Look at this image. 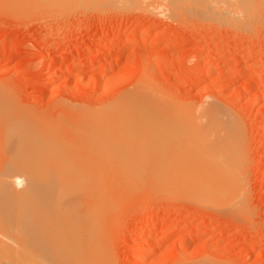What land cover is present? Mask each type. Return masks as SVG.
I'll use <instances>...</instances> for the list:
<instances>
[{
    "label": "rangeland",
    "instance_id": "374dc122",
    "mask_svg": "<svg viewBox=\"0 0 264 264\" xmlns=\"http://www.w3.org/2000/svg\"><path fill=\"white\" fill-rule=\"evenodd\" d=\"M11 1L0 0V102L20 118L29 116L23 119L27 125L18 120L25 128L36 127L34 134L26 135L16 127L17 120L3 121L0 155L9 154V160L0 156V167H13L20 176L19 169L29 166H56L58 173L66 169L69 183L65 177L55 180L65 182L68 195L75 193L69 199L89 201L88 206L74 201L82 214L83 208L90 213L89 204L98 198V206L91 204L94 212L89 214L94 220L81 215L86 229L92 224L95 229L90 233L93 252H89L94 263L89 257L86 262L264 264V4L241 17L228 14V19L221 12L226 0L208 6L210 0H181L174 13L164 4L167 0H71L72 4L67 1L57 7L36 0V6L27 0ZM160 36L167 38L158 40ZM109 41L113 46H105ZM138 90L150 91V97L154 93V100L162 99L160 104L169 103L166 107L176 112L178 108V115L186 108L199 116L212 105L230 115L228 121L212 125L206 118L196 121L206 123L205 139L226 143L228 153L235 156L230 166L237 188L228 191L233 193L230 197L224 198L226 193L214 197L217 200L203 199L193 190L191 195L167 173L180 168L175 165H185L175 150L190 132L188 137L146 132L131 141L117 139L122 143L114 147L115 136L87 134V127L95 126L89 112L105 114L119 104L123 108L124 100ZM80 110H90L92 123L85 118L79 124L77 119L87 116L85 111L77 116ZM174 120L177 128L186 127L184 119L183 123ZM26 179L12 182L16 190L24 186L11 197L26 198ZM4 182L0 180V189ZM102 183H108L110 193ZM48 218L47 225L53 226ZM5 250L11 261L41 264L45 260L39 253L24 260L14 250V256L11 249Z\"/></svg>",
    "mask_w": 264,
    "mask_h": 264
},
{
    "label": "bare ground",
    "instance_id": "6f19581e",
    "mask_svg": "<svg viewBox=\"0 0 264 264\" xmlns=\"http://www.w3.org/2000/svg\"><path fill=\"white\" fill-rule=\"evenodd\" d=\"M12 1H14V0H12ZM27 1L32 2L33 6L37 5L36 3L33 4L34 0H27ZM27 1H26V3H27ZM67 1L71 2V0H36L35 2H38V4L43 2L45 5H48V6L50 5L51 7H53V5H56L55 7H57V5L66 4ZM75 1L76 0H74L73 2H75ZM132 1L135 2V0H132ZM132 1L130 0V2H132ZM139 1H141V0H139ZM139 1H136V2H139ZM155 1L159 2V0H155ZM163 1H165V0H163ZM179 1H181V0H167L165 2H168L169 4L164 3L162 1L160 3L167 4V7H169V9L170 8L172 9V10H169L167 8V10H169V12L173 11V13H174L175 7L176 6H177L176 8L179 7L178 6ZM187 1H192V0H187ZM30 2H28L29 5H30ZM73 2L68 3V4H72ZM209 3L210 4L217 3V0H214V2H213V0H210V1H208V4H205V6L210 5ZM222 3L223 4L225 3V6L222 5L224 7L223 8L220 7L221 12H225L226 16L228 14H229L228 16H230V14H232V13L238 14V16H240V15H242V13H245L246 11L248 12L250 10V12H251V10H253L257 6H259V7H257L256 9L260 8L264 4V0H226L225 2H222ZM222 3H220V5H216V7L218 8L219 6H221ZM21 4H18V5H21ZM42 6H39V7H42ZM160 6L162 7V5H160ZM45 7H47V6H45ZM60 7L62 8V6H60ZM198 7H201V6L198 5ZM198 9H200V8H198ZM176 10H178V9H176ZM262 10H263V8H262ZM171 15H173L172 12H171ZM233 16H234V18H235V16L238 17L237 15H233ZM245 16H247V15H245ZM247 18H248V16H247ZM228 19H230V18L228 17ZM242 20L243 19H241V21ZM236 21H238V19ZM239 21H240V19H239ZM242 23L243 22H241V24ZM248 23H249V21H248ZM240 27H243V26H240ZM164 38L166 39L167 37L166 36L165 37L160 36L157 39L162 40ZM119 43H121V42H119ZM155 43H156V41H155ZM105 46H107V47L113 46V42L106 43ZM81 76H82V73H81ZM150 93L151 92L150 91L148 92L147 90H145V91L144 90L143 91L138 90L135 94L133 93L134 95L130 94L132 96H130V97L128 96L129 98H127V100H124V102H123L124 104L122 105V106H124L123 108H121V104H119L120 107L118 106V108H117L115 106L116 109H114L115 108L114 107L111 110H109L108 113H105V114L98 115L99 113H95L94 110L93 111L95 114L92 111L89 112L90 110L89 111L87 110L89 113L92 114L91 119L93 120V123L91 122L92 120L89 118L90 114L87 115L88 112L85 110L84 111L86 112V115L88 117L85 116V114H83V116H85V117L82 116L84 118V120L81 117H80V119H77V120H78L79 124L85 123L87 120H89L93 125H95V126H91L90 122L89 121H88L89 123L87 122V125L90 124L87 127L88 130H86L87 134H94L95 132H97L98 134L99 133L102 134L99 136H110V137L113 136L112 139L114 138V136H115V138L117 137L116 139L112 140L113 142H114V140L116 141V143L114 142L112 144V147H114V145L116 146L117 144H119L117 139H119V141L120 140L122 141V140H124V138H126V139H129L131 141V139L132 140L136 139L137 136H142L143 133H146V132H148L149 135L151 133L157 134L160 132V130L162 132H166V133L169 132L170 134L174 133V134L184 135L183 133H186L185 135H187V137H188V134L190 132L191 135L189 134V137H188L189 139L186 137L188 140H185V141L179 143L178 148L175 150L176 157L178 158V160L183 159V162L185 163V165H183V166H181V164H179L180 166L175 165L176 167H180V168H173V170H170L168 172L166 171V172L167 173L171 172L172 173L171 176L173 178L177 179L178 183L184 184L183 187L184 188L186 187L185 189H187V188H188L187 190L190 189L189 190L190 192L193 190V195L196 192H199L196 194H200V195H197V196H200V198L208 199L210 197L209 199L217 200L214 197L219 198L220 196H222L224 194L226 195V193H227V195L224 198L230 197L229 195H232L234 193V191H233L234 187L233 186H235L234 185V183H235V174H234L235 171L234 170L235 169L231 170L230 162H231V158H235V156H232L231 152L228 153L229 150L225 146L226 143H223L222 141H219V142L213 141L212 142V140L209 137L206 138L208 140L207 141L205 139V133L209 129L204 127L206 125V123L204 125H202V124H200V122L202 123V121L198 122V124L196 122L198 118H204V119L206 118V120L208 121L207 123H209L211 125L217 124V123L223 122L224 120L228 121V119H229L228 116H230V115H227L226 113H224L221 110V108L216 106V105H215V107L213 105L211 107H207L206 110L204 111V113H202L201 115L199 114V116L195 115V111H193L194 109L186 110V108L183 109L184 110V113H182V115L184 114L183 116L181 114L178 115L177 114V112H178L177 107H176L177 108V112H176V110H174L175 108L173 109L171 106L166 107L169 103L167 105L165 104V102L163 103V105L160 104V103H162V102H160L162 99L154 100L155 99L154 93L152 96V97H154V99L152 97H150L151 96ZM121 98H119L120 101H121ZM165 100L166 99H164V101ZM159 104L162 105L161 106L162 108H160V109L158 108V107H160ZM164 105H165V107H164ZM0 107L2 108V110H1L2 113H0V126H1V128L3 126V124H2L3 121L4 122L8 121V123H10L11 120L12 121L17 120L16 122L19 125L14 124V126L16 125V127L22 128L25 131L26 135H31V134L35 133L33 131V129L36 126L32 130L24 127L25 122H26V125L28 124L26 120H28L27 118L29 116L27 118H25L26 115H24V118H23V115L22 116L20 115L22 117V118H20L17 115L18 114L17 112L11 113L12 110L10 111V110H7V108L2 107L1 102H0ZM13 109H15V108H13ZM164 109L165 110L167 109V111L172 110V113L173 112L174 113L170 114L171 111L167 113V111L165 112ZM15 110H17V109H15ZM185 110H186V112H185ZM84 111L80 110L77 113V116H78V114L81 115L82 112H84ZM18 112L20 113V111H18ZM23 113L24 112L22 111L21 114H23ZM58 116H60V115H58ZM177 116H179L180 118L182 117L186 121L185 122L182 118H181L182 122L180 121V119L178 120L181 123H183V121H184L183 124L186 125V127L182 125V127L180 126L177 128L178 125H176V122L174 120V118L176 117V121H177V118H178ZM62 118H63V116H62ZM85 118H87L86 121H85ZM19 119L24 122L23 123L24 125L21 124L20 121L18 123ZM23 119H26V120L24 121ZM63 119H65V118H63ZM29 120H31V117ZM81 120H83V121H81ZM168 120H170L171 123H168L169 122ZM199 120H202V119H199ZM80 121H81V123H80ZM143 121H145V123ZM30 122L33 123V120H31ZM72 122H73V120H72ZM32 123H30V124H32ZM30 124H29V126H32ZM34 124H37V122H35ZM34 124H33V126H34ZM85 125L86 124L82 125V127L87 129L85 127ZM175 126H176V128H175ZM179 128H180V130H179ZM183 128H185L184 129L185 131L183 130ZM0 130H1L0 135L3 133L5 134V131H4L5 128L4 127H3V129H0ZM45 131L46 130H44V132ZM179 131H182V132H179ZM235 131H239V130L235 129ZM42 133H43V131H42ZM97 133H95V134H97ZM3 136L0 137V141H1V138ZM190 136L192 137V140H190ZM53 137H54V135H53ZM178 137H180V136H178ZM129 140H128V143H129ZM209 140H211V142ZM125 141H127V140H125ZM2 153H3V155L1 154L0 156L3 157L5 154H4V152H2ZM7 156H9V154L5 155L4 157H7ZM8 158L9 157H7L6 159H8ZM2 168L0 167V180H1V182H3V181L7 182L6 186L8 184L10 187L8 186L5 188V186H4L5 182H4L2 184V188L0 189V194H1L0 198H2L3 197L2 195H4V194L6 195V193H4V192H7V194H8L7 198L4 195L5 198L3 197L2 199H0V201L4 199L1 202H4V201L7 202V203L4 202L2 204L0 202V248L2 247V248H5L7 250L9 248V250L11 249L10 252L12 250H14L18 254V256L22 257L24 260H25V258L27 259L29 257L34 258V256L37 255V253H39L38 255H40V258L43 257L45 259V260H43L44 261L43 262L42 259L39 258V261H42V262H40L41 264H89L90 262H92L91 260H93V263H94L93 255L91 253L89 255V252H93V250L90 251V249L92 248V243H93L94 239L92 241V239H91L92 234H90V233H92L91 230H93V229H91V228H93L94 224L91 225V228L86 229V227H88V226H85L81 222V219H82L81 215L85 214L87 217H89L91 215L92 211L94 210V207L91 205V204H93V202L91 203V201H90L91 204H89V209L92 207V209H91L92 211H90V213H89V210L87 212L88 208L82 209L83 212L85 211L84 214L79 212V209L75 207L77 204L75 205V203H74L75 200H73L74 198H71V197H73V195H75V193L71 194L72 196L69 194L71 196L69 199V195H68L67 191L65 190L64 186H62L65 182H61V180H58V181L55 180V179H60V178H64V177H65V180H67L68 178L66 179V177H69V176H65V174L69 175V173H66V169H63V171L65 170L64 171L65 173L62 172V170L58 173L56 170L57 169L56 166H55V168H56L55 169V168L50 167L48 165L47 166H29V167L22 168L21 170L19 169L18 172L23 170L24 174H23V172L19 173V174H21L24 177L26 176L27 183H25V184L28 185V187L26 186L27 189L24 190L25 192H23V195H24V193H26V198L23 199V198H21L22 196L21 197L19 196L22 199V200H20V198L17 197V195L15 197H11L9 194H11L13 192H17L23 188L24 184L22 187H20L19 190H16V188H14V185L16 184V182H15V184L12 182L17 181L19 183L24 179V177H22L20 175H15V173L17 172V169L14 170L13 167H2ZM169 169H172V168H169ZM71 170L72 169H70V171ZM77 170H79V169H76V172H77ZM67 171H69V170H67ZM81 172L83 174H86L82 170H81ZM81 172H80V174H81ZM74 173H72V174H74ZM90 173H92V171ZM78 176L79 175L77 173L76 178L77 179L79 178L78 180H81L80 176H82V174L79 177ZM73 177L74 176H72L71 178H73ZM130 177H127V178H130ZM169 177H170V175H169ZM71 178H69V179L72 180ZM76 178H75V180H77ZM13 179H17V180H13ZM9 181H10V183H9ZM62 181H64V179ZM236 181H237V179H236ZM73 182H74V180H73ZM91 182H92V184L95 183V181H91ZM91 182H90V184H91ZM237 182H238V184H240L239 183L240 181H237ZM68 183H69V181H68ZM81 184H82V180H81ZM41 185H45L46 188L45 189L41 188ZM99 185L101 186V183ZM103 185H104V183H102V186ZM106 185L109 186L108 183H105V185H104L106 188H108ZM86 186H87V184H86ZM111 186H114V185H111ZM82 187H84V186H82ZM235 187L237 188V186H235ZM70 188H74V187H70ZM100 188L103 189L102 187H100ZM110 188L111 187H109L108 190L106 189V191H108L109 193H110V191H109ZM116 189H118V188H116ZM70 191H73V190L70 189ZM70 191H69V193H70ZM194 191H196V192H194ZM228 191H231V192L233 191V193H228ZM19 192L13 193V194L19 195ZM108 192L107 193L104 192V194H108L107 196H110V194ZM13 194H11V195H13ZM20 194L22 195V193H20ZM61 194H62V196L60 197ZM65 194H67L68 197H67V195L65 196ZM78 194H80L79 191H78ZM100 194H102V193H100ZM196 194H195V196H196ZM84 195L85 196L87 195L89 197L87 192ZM191 195H192V192H191ZM9 196H10V198H12V200L9 198ZM58 196L60 198H58ZM85 196H83V197H85ZM113 196H111V197H113ZM195 196H194V198H195ZM62 198L65 199L66 201L61 200ZM67 198H68V201H67ZM96 199L98 200V198H96ZM102 199L106 200L105 198H102ZM18 200H20V201H18ZM97 200L95 201L96 203H94L96 205H97ZM85 201L83 202V200L80 199V201L78 200L75 202L76 203L77 202H83L84 204H86L88 206L89 201H87V202H85ZM102 201L103 200H101L100 203ZM22 202H24V203H22ZM107 205H108V203H107ZM109 206H110V204H109ZM105 208H106V206H105ZM107 209H105V210H107ZM1 214H2V216H1ZM3 215H4V217H3ZM48 217H50L51 219ZM47 218L52 221L51 223L53 224V226L51 224H50V226L47 225ZM58 218H59V220H58ZM87 219L92 220L93 218L90 216ZM93 235H95V234H93ZM97 245H99V244H97ZM5 249H3V251L0 249L1 250L0 251V253H1L0 264H23L25 262L24 261L21 263L20 258H19L20 259L19 261H17V260L11 261L9 259V257L7 255H5V251H6ZM30 253H31V256H33V257L30 256ZM97 253H99V252H97ZM11 254L14 256L13 251ZM38 255H37V257H38ZM5 257L9 261L5 259V262H2V260ZM88 257L90 260L89 263L86 262V261H88ZM90 257H93V258L91 259ZM15 258H16V256H15ZM12 259H14V257H12ZM95 263L97 264V261H95ZM25 264H27V263H25ZM29 264H30V262H29ZM32 264H35V263L32 262Z\"/></svg>",
    "mask_w": 264,
    "mask_h": 264
}]
</instances>
